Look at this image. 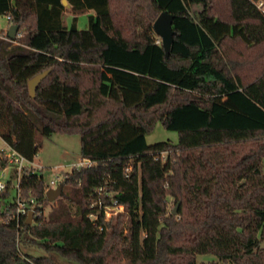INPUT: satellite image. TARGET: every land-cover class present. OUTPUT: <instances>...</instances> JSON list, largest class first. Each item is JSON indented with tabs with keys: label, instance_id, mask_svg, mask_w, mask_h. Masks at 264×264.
Listing matches in <instances>:
<instances>
[{
	"label": "trees",
	"instance_id": "obj_1",
	"mask_svg": "<svg viewBox=\"0 0 264 264\" xmlns=\"http://www.w3.org/2000/svg\"><path fill=\"white\" fill-rule=\"evenodd\" d=\"M63 1L0 0L19 26L0 38V136L21 147L27 125L33 159L38 135L78 134L95 165L62 173L61 198L33 225L8 221L0 192V264H264V15L249 0ZM163 12L169 56L153 30ZM48 70L32 98L28 82ZM158 122L177 144H147ZM22 188L44 212V176ZM100 189L124 208L108 221Z\"/></svg>",
	"mask_w": 264,
	"mask_h": 264
},
{
	"label": "rangeland",
	"instance_id": "obj_2",
	"mask_svg": "<svg viewBox=\"0 0 264 264\" xmlns=\"http://www.w3.org/2000/svg\"><path fill=\"white\" fill-rule=\"evenodd\" d=\"M196 8H200L199 6ZM93 14L89 12L88 14H82L78 17L77 26L80 30H86L88 28V16ZM64 21L68 27L72 25L73 14L67 9L65 12ZM9 25L6 20L5 15H0V29H5ZM15 45V44H13ZM32 132L28 130V126L25 125L22 129L23 141L20 144L21 147H15L18 151L25 155L28 151L29 145L28 141L32 136ZM38 141L41 144L40 151L35 159L37 165L44 167V183L46 185L50 184L52 180H55L58 175L65 172H70L73 165L78 164L82 160L81 156V138L78 134H61L54 133L51 136H37ZM170 141L173 144L179 142V133L176 130H167L161 122H158L152 133L146 136V142L148 145H156L158 143ZM10 143H6L1 139L0 136V150L8 151L7 147H10ZM14 147V146H12ZM54 186L53 188H57ZM57 201L49 202L48 205L44 206L45 217L51 212L52 208L57 205ZM179 204L172 203L169 211L174 212L175 209L178 211ZM28 251H32L36 256H44L46 253L41 249L27 248ZM58 264H79L75 261H71L59 256L54 257ZM199 261H209L212 260V256H199Z\"/></svg>",
	"mask_w": 264,
	"mask_h": 264
},
{
	"label": "built area",
	"instance_id": "obj_3",
	"mask_svg": "<svg viewBox=\"0 0 264 264\" xmlns=\"http://www.w3.org/2000/svg\"><path fill=\"white\" fill-rule=\"evenodd\" d=\"M249 1H251L256 9L264 15V0ZM5 17L9 25L5 29H0V38L5 41H12L8 35L10 27L13 25L12 15L10 13L5 14ZM7 148V152H2L8 158L9 166L5 169L0 170V192H4L9 189L10 196L7 200L3 201L2 205L4 213L8 217V221H14L18 228H22L23 222L27 223V218L32 211H34V216L31 225L36 223V217L44 215V212L38 210V204L34 197L30 196L26 198L24 196V191L22 188L23 176L28 173H34L36 175L43 176L45 169L44 167L36 164L35 159L37 158V156H35L33 159H30L26 155L18 151L15 147L10 146ZM161 158L164 159L165 154H163ZM94 165L95 164L90 160L82 159L78 164L73 165L72 170L80 169L83 167H94ZM62 181V175H58L55 180H52L50 182V184L46 185L44 183V196L46 199L47 193L51 189H55L53 188L54 186L58 185L59 187ZM98 192L99 198L96 202V205L99 206L100 212L104 213L105 219L107 221L110 220L113 216H117V214L124 211L123 206H117L116 204H114L113 206L104 205L103 199L101 197L103 189H100ZM90 219L93 222H96L98 216L96 214H92L90 216Z\"/></svg>",
	"mask_w": 264,
	"mask_h": 264
},
{
	"label": "water",
	"instance_id": "obj_4",
	"mask_svg": "<svg viewBox=\"0 0 264 264\" xmlns=\"http://www.w3.org/2000/svg\"><path fill=\"white\" fill-rule=\"evenodd\" d=\"M63 3L64 5L68 6L67 0H64ZM173 25H174V15L170 14L169 12L161 13L153 25L154 33L162 40L163 47L165 49L167 56L170 55L172 44L174 41V36L176 35V32L173 29ZM18 32H19V26L12 25L8 33L9 38L11 40L16 39ZM49 73H50L49 70L45 71L35 76L28 82L29 93L32 98L36 97L37 89L39 88L42 81L46 79ZM62 194H63V187L60 185L57 189H51L46 196L48 201L52 203L55 202L57 199L61 198ZM173 214L174 215L177 214V209L174 210ZM33 216H34V211H32L27 218L28 225L32 224Z\"/></svg>",
	"mask_w": 264,
	"mask_h": 264
}]
</instances>
